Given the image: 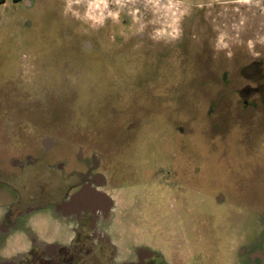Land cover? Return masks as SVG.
<instances>
[{"label": "rangeland", "instance_id": "374dc122", "mask_svg": "<svg viewBox=\"0 0 264 264\" xmlns=\"http://www.w3.org/2000/svg\"><path fill=\"white\" fill-rule=\"evenodd\" d=\"M229 1L0 0L1 170L23 182L11 160L27 154L82 166L81 147L125 215L119 241L113 215L99 238L81 225L73 264H255L264 250V0ZM130 163L149 192L111 190ZM10 182L46 198L41 180Z\"/></svg>", "mask_w": 264, "mask_h": 264}, {"label": "flooded vegetation", "instance_id": "af4514ba", "mask_svg": "<svg viewBox=\"0 0 264 264\" xmlns=\"http://www.w3.org/2000/svg\"><path fill=\"white\" fill-rule=\"evenodd\" d=\"M19 1V0H14ZM236 2V0H230L229 3ZM41 11V10H40ZM98 53V52H97ZM98 54L105 55L107 53H102L99 51ZM243 98V95H240ZM244 103H248V101H244ZM41 145L45 149L46 152H49L53 150L57 144L54 142V140L51 138L50 140L47 138L45 141L40 140ZM76 150H78V153L76 154V161L79 163L83 161L82 166H74L70 167L67 162L64 160L57 161L56 163H50V164H39L42 163L39 161L38 157H33L30 154L25 155L24 159H12L11 164L15 168V166H18L21 172H29L28 176H23L24 181L22 182V179L19 175H15L12 178L17 183H24L25 187L28 185V181L30 179H37L41 180L45 183L46 187H43L41 189L40 194H45V200L38 202V199H36L33 194H29L24 189V186H22L20 189L16 188L10 181L7 184L12 186L14 190L17 192V200L13 202L8 210L5 213V216L3 218V222L0 225V230L3 231L4 229L10 227L13 223H15L16 218H18L22 213L26 212V209H37L41 210L44 205H54V204H62L63 206H68L73 203H77L76 209H78L79 214L78 218L76 217V226L74 230V236L73 241L70 246H59L56 248H53L52 250H45L41 246H33L25 255L23 258H21L19 261H17L15 264H73V260H75L76 257H80L81 259V248L78 247V241L81 239V225L84 223L88 226L87 230V236L90 237V240L93 238H99L102 236L100 230L98 229L97 224L105 221L108 217H112L113 220H116V223L114 224L112 222L111 228L113 232V238H116V240L119 241V235L118 230H121L123 220H124V212H120L121 214H117L114 210V204L115 199L114 196L109 195L104 192V190H100L97 188H94L91 184L94 183L97 185V187H102L105 184V181L100 178V176L97 175H91L92 169H96L98 164H87L86 159L83 158V155H81V147H77ZM75 150V151H76ZM91 158V157H90ZM91 161V160H89ZM128 161V159H127ZM92 162V161H91ZM114 164L117 163V161H112ZM93 163V162H92ZM120 163V162H119ZM121 164V163H120ZM122 166V165H121ZM124 169L127 171L121 172L124 175H128V180L120 181L121 184L115 186H112L111 190H118L120 187L124 188V185L128 187L129 190L133 188L135 185L138 187V184L141 183L143 187L139 189H143L145 187L146 192H149L151 190V185L155 181H151L149 172L144 171V167L141 168H133L128 165L127 167L123 166ZM133 168V169H132ZM0 169H2L0 167ZM23 172L21 175H23ZM115 171V173H117ZM159 172H157L158 174ZM161 174V173H159ZM91 175V176H90ZM164 175V172L163 174ZM164 177V176H162ZM131 176H137L138 178H141V181H137L136 183H132ZM111 177L112 174H111ZM11 178V179H12ZM158 178V179H160ZM19 179L21 181H19ZM139 180V179H138ZM158 182L160 180H157ZM112 183V179H111ZM135 188V187H134ZM127 189V190H128ZM25 190L26 194L23 192ZM132 194V193H131ZM23 197H22V196ZM127 196V195H126ZM148 197V196H147ZM65 198H69L67 202H65ZM102 207V208H101ZM101 208V209H100ZM75 209V210H76ZM116 216H120V219H116ZM84 233H86L84 231ZM90 233V234H89ZM98 242H102V240H99ZM103 242L110 243V247L112 249L111 261L114 260V256L118 252V247L113 244L112 242H109L107 240L103 239ZM112 243V244H111ZM137 246V245H136ZM136 247L133 248L132 251L125 249L128 252V258L129 259H138L139 253L137 252ZM135 249V250H134ZM125 252V251H124ZM122 252V253H124ZM125 256V254H124ZM144 261V264H166L159 256L151 255V256H141ZM248 260H254L255 264H264V250H257L256 253H253ZM247 260V261H248ZM115 261V260H114ZM128 262V260H126ZM115 264H124L123 262H114ZM134 260L131 262L129 261L128 264H133ZM142 263V261H141ZM14 264V263H13ZM81 264V263H80ZM110 264V263H109ZM143 264V263H142ZM248 264V263H247Z\"/></svg>", "mask_w": 264, "mask_h": 264}, {"label": "crops", "instance_id": "0c3cea01", "mask_svg": "<svg viewBox=\"0 0 264 264\" xmlns=\"http://www.w3.org/2000/svg\"><path fill=\"white\" fill-rule=\"evenodd\" d=\"M11 178L12 175L0 169V225L9 206L17 200V192L7 184ZM76 206L75 202L68 206L44 205L41 210L26 209L15 223L0 230V264H15L33 246L38 245L45 250L70 246L79 214ZM42 228H45L44 233L39 231Z\"/></svg>", "mask_w": 264, "mask_h": 264}, {"label": "clouds", "instance_id": "9594fccd", "mask_svg": "<svg viewBox=\"0 0 264 264\" xmlns=\"http://www.w3.org/2000/svg\"><path fill=\"white\" fill-rule=\"evenodd\" d=\"M71 2H72V0H69V5H71ZM77 2H79V0H77Z\"/></svg>", "mask_w": 264, "mask_h": 264}, {"label": "bare ground", "instance_id": "6f19581e", "mask_svg": "<svg viewBox=\"0 0 264 264\" xmlns=\"http://www.w3.org/2000/svg\"><path fill=\"white\" fill-rule=\"evenodd\" d=\"M101 208H102V207H101ZM101 208H100V209H101Z\"/></svg>", "mask_w": 264, "mask_h": 264}]
</instances>
